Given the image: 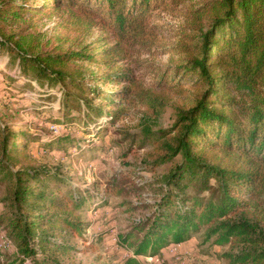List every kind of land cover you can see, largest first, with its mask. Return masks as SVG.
Instances as JSON below:
<instances>
[{"label":"trees","instance_id":"16d2710c","mask_svg":"<svg viewBox=\"0 0 264 264\" xmlns=\"http://www.w3.org/2000/svg\"><path fill=\"white\" fill-rule=\"evenodd\" d=\"M186 1L43 0L33 4L28 0H0V49L9 53L23 72L32 69L37 77L48 79V85L59 84L63 112L57 122L74 121L73 110L93 119L104 111L82 96L90 93L100 97L104 93L113 103L126 100L131 86H135L131 69L93 75L103 84H129L124 89L105 92L77 78L68 64L79 61L109 65L116 58L132 57L135 45L141 46L139 53L150 52L158 35L152 12L166 4L173 8L186 6ZM45 9L63 10L72 18L101 24L107 31L102 37L107 46L96 52L89 44L80 49L48 50L39 31L13 29L14 24L25 22L26 13L33 15ZM176 35V43L166 46L164 52L172 60V69L162 72L156 85L184 99L187 106L176 107L174 131L158 133L160 139L164 138L160 148L165 153L156 163L168 162L178 154L181 159L169 171L165 193L154 211L139 222L138 232L142 235L129 243L132 255L120 264H143L139 257L155 255L171 243L189 239L202 225H209L208 237L216 234L218 243L228 242L248 230L245 224L226 219L228 215L246 206L245 200L259 190L264 191V177L259 172L264 165V0L191 2L184 9L183 23ZM118 112L112 110V117L116 118ZM20 138L6 128L2 155L8 163L21 160L17 147ZM73 138L68 133L61 134L47 144ZM7 174L11 209L8 230L17 250V257L8 264H23L28 258L30 264H59L40 251L51 244L43 229L47 215L42 211L57 207L70 216L73 212L68 204L79 208L88 197L82 189L70 186L58 169L29 166L9 169ZM64 188L67 189L63 191ZM188 188L194 192L187 194ZM204 191L209 193L206 200ZM53 194L59 195L61 202L52 199ZM49 220L81 234L82 224L66 216ZM1 256L0 253V264H5ZM229 256L235 263L264 264L261 248Z\"/></svg>","mask_w":264,"mask_h":264},{"label":"rangeland","instance_id":"374dc122","mask_svg":"<svg viewBox=\"0 0 264 264\" xmlns=\"http://www.w3.org/2000/svg\"><path fill=\"white\" fill-rule=\"evenodd\" d=\"M28 1L40 4L43 0ZM197 1L187 0L186 6L179 4L175 8L166 4L152 12L158 35L150 52L139 53L141 46L135 45L132 57L116 58L109 65L79 61L68 64L77 78L105 92L124 89L129 84L126 81L103 84L93 75L131 69L135 86H131L126 100L113 103L104 93L100 97L90 93L82 96L92 99L104 111L102 116L93 119L73 110L74 121L57 122L63 112L59 84L48 85V79L37 77L32 69L23 72L17 61L5 49H0V253L5 264L17 257L8 230L11 209L7 171L29 166L58 169L70 186L82 189L88 197L87 203L79 208L68 204L73 212L70 216L57 207L42 211L47 215L43 229L51 241L46 249L40 250L43 254L59 264H120L132 255L129 243L142 235L138 232L139 222L154 211L165 193L169 171L181 159L178 154L168 162L156 163L165 153L160 148L164 138L160 139L158 133L174 131L176 107L187 106L184 99L158 88L156 82L162 72L172 69L165 47L176 43L184 9ZM24 16L25 22L14 24L13 29L25 28V33L39 31L40 40L47 41L48 50L80 49L89 44L94 47L91 51L96 52L107 46L102 41L107 31L101 24L72 18L66 11L45 9ZM114 99L117 98L114 96ZM112 110L119 111L116 118L112 117ZM6 128L22 136L18 141L25 143L24 146L17 144L22 157L15 164L8 163L2 155ZM67 133L73 140L47 144ZM151 133L158 137L153 139ZM259 172L264 177V165ZM193 192L191 188L186 189L187 194ZM208 196L204 191L203 198L206 200ZM50 197L61 202L57 194ZM245 201L246 206L230 213L226 219L245 224L247 232L220 244L216 234L207 236L209 225H202L189 239L171 243L155 255L141 256L140 261L143 264H240L229 254L264 249V191L259 190ZM58 215L82 224L81 234L49 220ZM30 263L29 258L23 261V264Z\"/></svg>","mask_w":264,"mask_h":264}]
</instances>
